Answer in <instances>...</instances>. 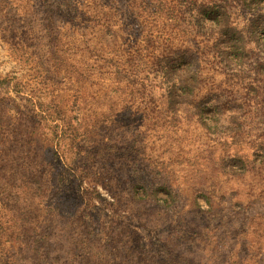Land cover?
Segmentation results:
<instances>
[{"label": "rangeland", "instance_id": "obj_1", "mask_svg": "<svg viewBox=\"0 0 264 264\" xmlns=\"http://www.w3.org/2000/svg\"><path fill=\"white\" fill-rule=\"evenodd\" d=\"M17 217L37 264H264V0H0Z\"/></svg>", "mask_w": 264, "mask_h": 264}, {"label": "trees", "instance_id": "obj_2", "mask_svg": "<svg viewBox=\"0 0 264 264\" xmlns=\"http://www.w3.org/2000/svg\"><path fill=\"white\" fill-rule=\"evenodd\" d=\"M3 170L6 171L5 168H3ZM36 173H38L37 170H35V174L31 172V174L35 178H39V182L36 185L40 188L43 186V180H41V178L44 177V174L37 175ZM24 177H27V179L29 180L30 174L28 176L24 175ZM21 221H22V218H19V217L12 219L11 223L14 226H12L11 228L2 230L0 232V240H2V238H5L6 236L13 234L17 238V243L19 244L18 248L21 253H26L28 251H32L33 253L32 258L30 257L23 258V261L30 262L32 264H37L40 260L41 254H44L41 251L45 247L50 245L51 241H53L52 237H55V236L53 235V233L50 232L49 228L47 229L48 230L47 232L39 233L36 229L27 230L25 227H22L21 225L20 227H17V225ZM45 243L48 245H45ZM45 254L47 258V256H49V253L46 252ZM19 261L20 260H17V263Z\"/></svg>", "mask_w": 264, "mask_h": 264}]
</instances>
